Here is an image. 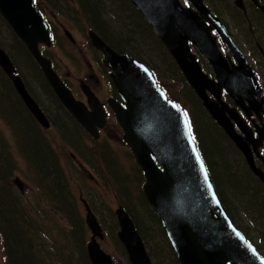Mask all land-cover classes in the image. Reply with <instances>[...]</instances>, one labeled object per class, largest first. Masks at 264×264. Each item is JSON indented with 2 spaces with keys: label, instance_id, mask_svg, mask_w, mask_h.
I'll return each instance as SVG.
<instances>
[{
  "label": "water",
  "instance_id": "95a60500",
  "mask_svg": "<svg viewBox=\"0 0 264 264\" xmlns=\"http://www.w3.org/2000/svg\"><path fill=\"white\" fill-rule=\"evenodd\" d=\"M132 2L156 30L163 44L181 66L187 80L194 88L199 87L200 83L194 77L200 69L195 62L196 56L190 52V43L197 45L209 58L212 56L215 42L211 36L206 39L201 25L193 22L195 13L182 8L177 0ZM0 13L26 44L66 108L94 137H98V128L105 124L100 105L96 100L95 104L89 100L93 109V112H89L84 103L76 101L53 69L51 60L42 54L41 44L52 45L50 27L42 13L35 7L33 0H0ZM218 31L222 33L220 29ZM66 34L72 38L70 32L66 31ZM90 38L96 48L105 52L107 64L116 70L114 80L117 85L120 82L125 85L126 76L130 77V83L122 96L127 107L116 110V117L125 131L124 139L145 172V195L160 217L180 263L264 264V258L258 254L254 245L248 242L244 234L233 224L215 190L208 170V179H204V173L200 168L202 159L199 155L200 160H197L196 145L190 142L185 127L188 121L185 112L176 103L169 101L165 93L157 88L153 75L146 66L134 63L128 54L123 56L117 54L93 30L90 31ZM116 62L117 66L120 65L119 68L112 64ZM122 62L124 64H121ZM0 67L11 79L36 120L43 128L49 129L50 119L28 91L11 56L2 46ZM229 73L231 72H225V79L221 85L231 83L237 87L236 77L231 82L227 80ZM231 76L239 74L232 71ZM84 91L89 95L87 89L84 88ZM237 102L241 104L240 101ZM220 123L234 137L233 132L222 121ZM194 147L196 151H193ZM17 183L22 188L19 180ZM84 203L87 211L86 221L94 234L88 244L92 263L117 264L97 242L96 236L103 238V231L89 203L85 200ZM116 215L121 226L118 236L132 264H153L134 222L122 206L116 209Z\"/></svg>",
  "mask_w": 264,
  "mask_h": 264
},
{
  "label": "rangeland",
  "instance_id": "374dc122",
  "mask_svg": "<svg viewBox=\"0 0 264 264\" xmlns=\"http://www.w3.org/2000/svg\"><path fill=\"white\" fill-rule=\"evenodd\" d=\"M58 1L61 7H64L65 4L68 5V7L70 6L68 3H64V0ZM91 1L96 3L102 21L106 24L108 23V25L110 24L109 30H102L103 36L106 37L111 43L118 45L120 47V51H127L130 54L132 53V56L153 65L159 70L163 80L168 84L171 93L174 96H183L182 93L180 94L176 92L178 80H182L181 75H168L166 68H169L170 74H173V67L171 64H167V62L164 61L165 55L159 49L158 45L155 44L151 35H144L142 28L137 25L136 19L134 18V13L131 10L129 12V7H123L121 0ZM39 2L41 5L40 8L44 15L50 19L52 23L57 21L52 15L51 9L44 4L45 0H39ZM219 2L220 0H215L216 6H218ZM138 12L140 13L139 10ZM61 18L62 17L59 16V19ZM143 18L145 19V17ZM69 19L70 18H68V20ZM227 20L232 24L234 23L229 15H227ZM145 21L147 22L146 19ZM100 22L101 20H99V23ZM95 26L96 27H94V31L97 30V32H99L98 25ZM150 27L152 28L151 25ZM87 28L89 27L87 26ZM113 30H116V32H122V34L116 39L115 35H110ZM232 30L235 32L234 29ZM65 32L66 30L64 33ZM77 35L83 37L82 33H78ZM74 36L77 38L76 35ZM73 38L71 39L73 40ZM0 39L1 42L6 45L7 49L5 46L2 47L12 53L13 56L11 57L15 65H18L25 73L26 77L24 75L21 76L26 84L30 88L31 86L33 87L38 98L32 91L34 96L42 104L43 108L45 106V111L48 117L56 123L55 127L50 133V138L51 140H55L63 145V159L60 158V160L61 162H65L70 166L66 170V180H55L49 178L48 176L45 178L44 176L49 174V171H47V169L38 168L39 165L37 162H35V165L32 164L26 158V156L21 154L18 150L24 144L32 140H28L26 142H23L22 139L19 140V136L17 134L18 131L16 130L20 128V122L16 118L15 114L11 119L15 126V129H13L8 126L9 124L4 119L2 111L0 110L1 133L7 141V149H9L11 153L15 154L13 157L14 171L11 176V183L13 189L18 193L17 197L22 198L24 202L22 204V212L26 217L25 227L34 228L35 226L40 225L42 230L45 231L43 232L45 234L44 237L40 235L41 232H38L39 244H32L33 247L42 254L45 264H68L65 254L62 255L59 253L60 255L57 256L56 253L52 252L50 249L51 243L48 241V232H51L50 227L53 226L56 221L61 220V216L67 221L65 215L60 213V207L56 208L54 206L58 197H50V194L48 193L52 191H60V195L64 194L65 199H67V197L69 198V203L75 198L79 200L78 206L80 213L84 212L87 215V211L84 206V197L87 202L94 203L97 212L94 209L92 210L99 221L98 225L101 231L103 230L105 233L102 239L98 237L102 248L106 252L113 255L119 264H131L127 258L126 251L117 236V232L119 230V220L116 215V209L119 207V205H122L125 207L130 216H134L136 220L137 218L144 220L143 225L147 224L155 227L156 224H154L155 222L150 217V209L142 200V197L144 196L146 203L151 208L142 189L145 183L143 171L139 167L136 157L131 151L130 147L123 140V131L121 126L117 123L114 114L108 115L106 119L107 124L105 123L106 127L104 125L101 128L98 138L93 137L85 127L83 128L77 125V122H75L71 116L64 109H62L57 102L53 100L52 97L42 92L41 84L34 74L35 68L26 62L23 57L25 55L22 53L21 49L18 50L16 46L10 45L11 41H13L14 45H16V42L8 27L1 20ZM120 41H123L121 45ZM52 46H54V43ZM58 46L59 45H56L51 49H47V51H49V53L53 55L58 60V62L62 63L64 65L63 67L70 66L71 62L75 59V54L78 52V50L75 51L71 45L62 41H60L61 47ZM248 46L252 50L254 49L252 46ZM101 63L102 62L99 57H96L92 51L87 50L84 47V71L81 73L84 75V82L88 83V89L90 92L93 90L95 91L100 103H106L107 107L111 110L108 99L113 95V92L116 89L110 87L108 79L109 73L102 69ZM86 76H92V79H87ZM96 77L101 80L100 86L98 85L100 81L95 79ZM75 84H77V81H75ZM75 88L77 89V87ZM79 96H81V93L78 95V97ZM180 101L186 105L190 112L192 133L193 136L196 134L198 138L199 150L201 151L203 157L208 162L213 164L212 166L214 168L216 178H218L221 186L217 189L218 194L223 197L225 204L227 205L228 201L223 193L225 185L223 186V184L226 182L229 187L234 189V195L231 197L233 201L228 198L232 203L235 204V206L231 205L234 212L232 209L231 210L236 214L240 226H242L248 232L249 236L252 237L255 242H258L261 248L264 250V231L260 235L263 237V240L257 241L259 237L257 235V230H262V226L258 224L260 221V216H257L256 220H254L255 222H253V220H251L248 216L246 217V215L238 213L235 209V207H239L240 209L247 211L248 204L251 201V198H249V196L251 197V189H248L251 185V180L244 174L237 172L240 158L239 151L234 145L231 144L230 139L224 134V132L220 130L214 123H212V121H206L203 119L201 123L198 121L197 125L196 119L198 118L197 115H199L200 111H196V101H194V99H186L183 97ZM5 110L12 111L9 106L5 107ZM74 124H76L77 127ZM31 138L34 140V135L31 136ZM54 147L58 148V146ZM220 149H222L223 152L219 151ZM93 153H102V155L100 154L102 159L96 157L92 160H89L90 155ZM103 153L106 154L105 157H103ZM11 163V160L0 159V170L3 168H8ZM232 163L233 166H229ZM224 167H227L228 170ZM112 168L116 169L117 171H112ZM221 168L224 169L222 170ZM228 171H230V174L233 175L234 180H231L230 174L228 177L225 176L224 173ZM38 174H42V177H40ZM6 179L7 177L1 180V182ZM122 179L124 180L122 181ZM17 180L22 183V188L19 187ZM37 184L41 187V190L39 187L35 188ZM121 184L126 185V190H124ZM63 189H65L64 192H62ZM243 192L248 194L246 198L245 194L242 196ZM118 195H120V198H118ZM46 197L50 198L51 204L53 206V208H49L50 212L48 210H43L48 209L47 203L45 202ZM253 200L259 201V199ZM52 201L55 202L52 203ZM2 226L4 230L8 229V224L5 220L2 222ZM86 230L87 235L85 241L86 254L88 256L87 242L91 239L93 233L88 224L86 226ZM151 236L152 232L150 230L148 238L150 239ZM155 239L157 240L155 247H160L163 254L162 258L167 263H170L171 259L168 256V253L163 252L162 250L164 246L162 238L155 237ZM80 242L84 243V232L77 240L73 250L70 246V242L68 244L67 255L68 258L69 255H71L72 264H76L81 258V246L79 245ZM10 251L16 255L13 245L10 247ZM52 254H55V258H60H52ZM14 259L16 262L15 257ZM0 264H9L3 252L1 242ZM79 264H84V261H81ZM157 264H160L159 261Z\"/></svg>",
  "mask_w": 264,
  "mask_h": 264
},
{
  "label": "flooded vegetation",
  "instance_id": "af4514ba",
  "mask_svg": "<svg viewBox=\"0 0 264 264\" xmlns=\"http://www.w3.org/2000/svg\"><path fill=\"white\" fill-rule=\"evenodd\" d=\"M129 1L130 6L133 9L136 8L132 0ZM177 1H179L178 3L182 8L195 13L193 22L199 24V26L201 25L206 39L211 36L215 42L212 56L209 58L201 52L197 45L190 44V52L196 56L195 62L200 69V72L194 77L200 83L199 87L195 88L196 92L194 91L195 109L196 111L208 113L212 122L224 132L230 139L231 144L239 151L240 158L237 172L244 174L251 180V185L248 188L251 189L250 202L254 201L253 199H259L257 209L260 213V221L258 224H264V0H220L218 6H216L215 0ZM64 3H68L70 6L68 7L65 4L64 7H61L57 0H52V4L48 6L57 20L52 24V40L54 46L59 45L58 47H61L60 41H62L71 45L78 52H76L75 59L70 66L63 67L64 65L58 62L49 51L46 49L45 51L55 71L64 83L73 93H81L80 100L84 102L86 107L89 100H96V97L94 94H90L89 89L86 87L88 83L84 82V75L81 74L84 71V47L101 59L102 69L109 73L108 79L111 88H115L113 72L116 74L114 68L107 64L108 60L105 52L93 45L89 32L94 30V27H89V24H92V26L98 25L99 32L95 31L117 54L123 56L125 54L129 55V52L120 51L118 49L120 47L116 48L115 44L103 36L102 30H109L110 24L108 25V23L102 21L99 23L100 19L98 18L90 20L91 17L96 16V13L92 10L84 15V0H64ZM140 14L145 17L142 12ZM227 15L232 18L233 24L227 20ZM59 16L62 18L59 19ZM68 18L70 19L68 20ZM209 19L211 20L209 21ZM222 28H226L227 36L224 35ZM152 29L156 34V30L153 27ZM219 29L222 33L218 31ZM65 30H69L71 36L74 34L77 38L73 35L75 39L73 36V40L70 39L64 33ZM78 33H82L83 37L78 36ZM121 34L122 32H116V30L110 33V35H115L116 39ZM122 42L120 41V45ZM248 45L254 49L252 50ZM117 63L112 64L117 68ZM226 71L231 72L227 77L229 82L234 77L238 79L237 87L231 83L221 85V82L225 79ZM232 71L238 73L239 76H231ZM86 78L92 79V76H86ZM95 79L100 81L98 83L100 86L101 80L97 77ZM254 80L256 81L255 86ZM75 81H77V84H75ZM83 88L88 90L89 95L83 94ZM93 92L95 93L94 90ZM123 93L124 89L117 86L113 95L108 99L109 105H112V111L104 103L99 104L107 116L116 115V110L126 108L125 100L122 98ZM34 98L37 99L35 96ZM237 101H240L241 104H238ZM197 117L200 123L204 119L201 115H197ZM219 120L233 132L234 137L226 131ZM55 125L56 123L51 121L52 129ZM74 125L76 126V124ZM77 125L79 124L77 123ZM97 134L99 137V133ZM210 165L211 169L208 170L212 176L214 168L212 163ZM229 166H233V163ZM224 174L228 177L230 173L225 172ZM231 176L233 175L230 174V178ZM212 179L215 188L218 189L220 187L218 186L219 183L216 184L213 176ZM38 187L41 189L37 184L35 188ZM228 204L226 206L232 222L244 233L246 239L254 245L258 254L264 258V250L240 226L236 214L233 213L234 210L231 205L235 206V204L232 202L230 204L229 201ZM249 218L251 219V217ZM261 233L260 230H257L259 236L257 241L263 240V237L260 236Z\"/></svg>",
  "mask_w": 264,
  "mask_h": 264
},
{
  "label": "trees",
  "instance_id": "16d2710c",
  "mask_svg": "<svg viewBox=\"0 0 264 264\" xmlns=\"http://www.w3.org/2000/svg\"><path fill=\"white\" fill-rule=\"evenodd\" d=\"M50 2H46L47 5L52 4V0H46ZM58 1V0H57ZM128 1V2H127ZM59 2V1H58ZM123 3V7H129V12L130 10L134 13V18L136 19L137 25H139L142 30L144 35L147 34L148 36L151 35V37L154 39L155 44L158 45L159 49L163 52L165 55V62L167 64H171L173 67V74H170V69L166 68V72L170 76H175L181 75V71L174 61V59L171 57L169 52L166 50V48L163 46L161 43L160 39L156 36L154 33L153 29L150 27V25L145 21L143 16L138 12L136 8L133 9L132 6H130V1L129 0H121ZM36 6L38 8L41 7L40 2H37ZM41 9V8H40ZM94 11L96 13L95 17H91L90 20H94L95 18H98L102 21L101 16L98 12L97 5L91 0H84V15L86 13H89L90 11ZM137 16V18H136ZM0 20L5 23V25L8 27L9 31L11 32L16 45L13 44V41H11L10 45L11 46H16L18 50L21 49L22 53L25 55L23 56L26 62L33 66L35 68V77L38 79L39 83L41 84V89L42 92L43 90L47 89L49 91V96L53 98L55 102H57L48 82L45 79V76L38 65V63L34 60V57L29 53L27 50L26 46L24 43L18 38V36L15 35V33L11 30L9 25L6 23V21L3 19V17L0 15ZM103 22V21H102ZM89 27H92V24H89ZM96 27V26H93ZM110 27V26H109ZM0 45L5 46L7 49L6 45L1 42L0 39ZM116 48H118V45H114ZM119 49V48H118ZM11 56L12 53L7 50ZM132 54V53H131ZM133 55V54H132ZM142 61V60H141ZM150 69L155 73L156 77L161 81L163 80L159 70L155 68L153 65L143 61ZM17 70L20 75H24L25 73L22 71V69L17 65ZM26 77V76H25ZM182 80H178V82L182 83L185 86V89L182 90L180 89L177 91L178 93H182L183 96H174L172 94V97L177 100L178 102L181 103V99L184 98H195V93L191 90L183 76L181 75ZM27 79V78H26ZM26 83V82H25ZM27 85V84H26ZM31 86V85H30ZM29 91L33 94L35 93L33 87L31 88L27 85ZM33 91V92H32ZM34 95V94H33ZM36 97L38 98L37 94L35 93ZM16 100H15V99ZM38 100V99H37ZM18 101V102H17ZM39 101V100H38ZM58 103V102H57ZM41 104V103H40ZM42 105V104H41ZM14 112L5 110V107H8ZM43 107V106H42ZM44 110L46 109L45 106L43 108ZM0 110L2 111V114L4 116V119L6 122L9 124L8 126L10 128L15 129L14 124L12 123L11 119L13 115L15 114L16 118L20 122V128L16 131H18V136L19 140L22 139L23 142H26L28 140H32L26 144H24L21 148H19V152L23 155L26 156V158L35 165V162L38 163V168L40 169H47L49 171V174L45 175L44 177L48 176L51 179L59 180V179H65L66 180V170L70 167L68 164L65 162H61L60 158L63 156V145L58 143L55 140H51L50 138V133L52 131V128L50 129H45L43 128L37 120L33 117V115L29 112L21 98L19 97L18 93L16 92L13 83L11 80L6 76L4 71L0 68ZM203 110V109H201ZM31 119H30V117ZM199 115H201L206 121H212L208 113L206 112H200ZM33 121V122H32ZM52 121V120H51ZM197 125H198V118L196 119ZM213 123V122H212ZM210 127V126H209ZM213 128V127H211ZM210 129V128H209ZM35 137L31 138V136ZM54 146H58V148H55ZM8 144L6 139L3 137L1 130H0V159H8L11 160V165L8 168H3L0 170V242L2 244V249L3 252L6 256L7 261L9 264H45L44 263V258L42 254L36 250V248L33 247L32 244H39V239H38V232H41L40 235L42 237L45 236L40 225L35 226L34 228L32 227H25V222H26V217L24 216V213L22 212L23 208V199L17 197V191L13 189L12 183H11V176L14 171V153H11L9 151ZM223 148V147H222ZM219 151H222L220 149ZM218 151V153H219ZM102 155V153H100ZM98 153H93L90 155L89 160H92L96 157L101 158L102 156ZM223 155V154H222ZM106 154L103 153V157H105ZM220 156V155H219ZM63 159V158H62ZM210 165V163H208ZM227 169V167H224ZM224 168H221L222 170ZM209 169H211V165L209 166ZM112 171L116 172L117 170L112 168ZM230 173V171H228ZM40 177H42V174H38ZM212 176L214 178V181L218 185L219 180L216 178L215 171H212ZM226 176V175H225ZM3 182L1 180L5 179ZM227 177V176H226ZM124 179H122L123 181ZM231 180H234V177L231 176ZM226 184V182L223 184V186ZM124 190H126V185L121 184ZM220 186V183L219 185ZM222 186V187H223ZM221 187V186H220ZM225 189V190H224ZM223 189V193L226 198H230V196L234 195V189L229 187L228 185H225ZM41 190V189H40ZM65 189L62 190L64 192ZM51 196H56L58 197L57 201H52V203L55 202L54 206L60 207L59 211L61 214L65 215L67 221L61 216L60 219L53 224V226L50 227L51 232H48L49 234V240L50 241V249L52 252L56 253V255H64L66 257V261L68 264H72V259L71 255H67V248L68 244L70 242V246L73 250L77 240L80 238L82 233L84 232V243L80 242L79 245L81 246L80 251H81V258L80 260L76 263L79 264L81 261H84V264H90V261L88 259V256L86 254V235H87V230H86V220H85V213H80L79 211V200L78 199H73L69 203V198L65 199V195L61 194L60 191H52L48 192ZM245 198L248 194L246 192L242 193V196ZM143 196V195H142ZM220 196V195H219ZM118 198H120V195H118ZM42 199V198H41ZM223 199V197H222ZM232 199V198H231ZM43 200V199H42ZM84 200L87 201L84 197ZM143 202L145 205L150 209L149 214L151 219L155 222L154 224L155 227H152L150 225H143L144 220H141V218H137V221L134 216L133 220L135 223V226L140 233L141 237L144 240V243L147 247L148 253L151 256V259L154 264H157L159 261L160 264H181L180 261L178 260L173 247L171 246V243L167 237V234L165 231L162 229V223L156 213L153 211L152 208L148 206L146 203L144 196L142 197ZM231 204V201L228 200ZM233 201V200H232ZM45 202L47 203L48 209H43V210H50L49 208H53L51 204V200L49 197H46ZM68 202V203H67ZM223 202L225 204V201L223 199ZM67 203V204H65ZM89 203V202H88ZM91 208L94 209L96 212V208L94 203H89ZM259 204V201H252L249 202L248 204V209L243 210L240 209L239 207L236 208L238 213L244 214L249 217H251V220L255 222L257 216H260L259 210L257 209V206ZM85 206V203H84ZM128 206V205H126ZM227 207V206H226ZM50 212V211H49ZM85 214V215H84ZM6 221L8 224V229L4 230L2 226V222ZM153 224V225H154ZM262 230L261 232L264 231V224H261ZM157 229V231H156ZM152 232V236L149 239L148 234L149 232ZM151 235V234H150ZM155 237H161L164 243V246L162 248L163 252H167L168 256L170 257L171 261L170 263H167L163 258V254L161 252L160 247H155V244L157 243V240ZM152 239V240H151ZM13 245L14 250L16 252V255L10 251V247ZM60 253V254H59ZM55 254H52V258H55ZM16 258V262L15 259ZM60 258V257H56ZM55 258V259H56ZM79 258V257H78ZM18 261V263H17Z\"/></svg>",
  "mask_w": 264,
  "mask_h": 264
},
{
  "label": "snow or ice",
  "instance_id": "6c2138e0",
  "mask_svg": "<svg viewBox=\"0 0 264 264\" xmlns=\"http://www.w3.org/2000/svg\"><path fill=\"white\" fill-rule=\"evenodd\" d=\"M187 2V0H186ZM145 71H147V69H145ZM174 107H178L177 105H174ZM185 117H187V113H185ZM185 127L187 129V133L190 139V142H194L195 137L192 135V127H191V123L186 121ZM193 151H196L195 147L193 148ZM197 160H200L199 154L197 153ZM200 168L204 173V179L207 180L208 179V173H207V169L204 166L203 161H200ZM211 187V185H209V188ZM253 252H255V249H253Z\"/></svg>",
  "mask_w": 264,
  "mask_h": 264
},
{
  "label": "bare ground",
  "instance_id": "6f19581e",
  "mask_svg": "<svg viewBox=\"0 0 264 264\" xmlns=\"http://www.w3.org/2000/svg\"><path fill=\"white\" fill-rule=\"evenodd\" d=\"M117 68H119V65L117 66Z\"/></svg>",
  "mask_w": 264,
  "mask_h": 264
}]
</instances>
